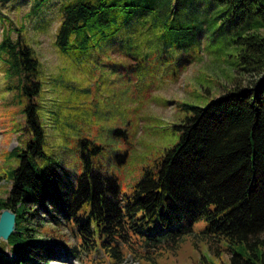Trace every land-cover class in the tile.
<instances>
[{
  "label": "trees",
  "instance_id": "obj_1",
  "mask_svg": "<svg viewBox=\"0 0 264 264\" xmlns=\"http://www.w3.org/2000/svg\"><path fill=\"white\" fill-rule=\"evenodd\" d=\"M49 1L34 0L27 17ZM213 3L225 7L223 14H230L242 34L237 44L246 65L241 68L258 66L264 61V0H69L61 7L56 45L78 66L97 62L103 53L122 52L142 74L145 57L161 43L166 53L182 51L187 59L180 55L175 61L181 66L200 50L192 41L205 24L202 12L213 14ZM22 34L20 29L14 38L5 25L0 40V58L7 76L16 79L17 102L24 103L31 132L25 146L11 150L18 164L9 167L5 177L12 186L0 195V213L11 208L16 214L15 230L0 242V264H51L63 255L68 261L98 251L102 260L97 262L123 264L128 251L140 260L163 241L177 243L182 221L200 218L208 221L215 242L240 244L242 251L231 250V264H264V76L253 86H234L206 106L184 103L191 113L179 125V141L156 169L144 171L131 195H123L118 176L93 165L101 143L79 138L85 169L73 178L43 147L45 128L36 101L44 87L41 63ZM155 37L158 48L151 43ZM129 130L125 122L112 131L129 135ZM39 211L57 226L72 224L79 243L45 241L35 227ZM137 233L145 235L144 244L135 239Z\"/></svg>",
  "mask_w": 264,
  "mask_h": 264
},
{
  "label": "rangeland",
  "instance_id": "obj_2",
  "mask_svg": "<svg viewBox=\"0 0 264 264\" xmlns=\"http://www.w3.org/2000/svg\"><path fill=\"white\" fill-rule=\"evenodd\" d=\"M33 1L0 2V18L4 17L0 21V40L5 25L13 30L14 38L21 29L24 41L35 50L41 63L44 87L36 101L41 104L45 128L43 147L56 156L73 178L85 169L79 138L89 136L101 143L103 148L92 156L93 165L116 174L123 195H131L144 171L156 169L159 158L179 141V125L191 113L183 107L184 103L206 106L234 86H253L264 76V61L260 60L252 69L241 68L246 65L245 61L241 63L237 44L242 34L231 22L230 14H223L225 7L220 3H213V14L211 10L202 12L205 24L192 41L193 47L200 50L193 53V58L176 66L182 51L172 49L166 53L160 43L158 51L151 50L149 58L145 57L140 74L134 71L135 60L119 51L103 53L97 62L87 61L81 66L72 63L70 56L56 45L61 7L69 0H50L40 13L27 17ZM234 19L238 23V16ZM156 42L159 41L155 37L151 41L154 48H158ZM252 50L248 53L254 55ZM180 59L187 57L181 55ZM6 67L0 58V195L12 186L5 177L9 167L18 164V157L12 156L11 150L25 146L31 137L22 112L24 103L17 102L16 79L7 76ZM125 122L129 124V135L112 131ZM34 221L47 242L79 243L72 224L57 226L51 222L50 214L43 211L37 213ZM182 225L184 231L177 243L163 241L161 246L142 254L140 260L128 251L123 264H231V250L242 251L238 243L234 245L225 239L215 242L207 230L208 221L203 218L191 222L184 219ZM135 239L138 243L146 242L145 235L139 233ZM214 245H218L217 250L210 247ZM98 252L68 261L63 255L50 263L103 264L97 262L98 257L102 260L101 251ZM6 253L11 255L8 249Z\"/></svg>",
  "mask_w": 264,
  "mask_h": 264
},
{
  "label": "water",
  "instance_id": "obj_3",
  "mask_svg": "<svg viewBox=\"0 0 264 264\" xmlns=\"http://www.w3.org/2000/svg\"><path fill=\"white\" fill-rule=\"evenodd\" d=\"M16 214L11 208H4L0 213V240L7 241L15 230Z\"/></svg>",
  "mask_w": 264,
  "mask_h": 264
}]
</instances>
